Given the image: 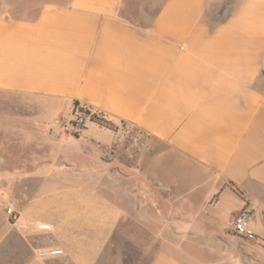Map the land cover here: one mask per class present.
Instances as JSON below:
<instances>
[{"label": "crops", "instance_id": "crops-1", "mask_svg": "<svg viewBox=\"0 0 264 264\" xmlns=\"http://www.w3.org/2000/svg\"><path fill=\"white\" fill-rule=\"evenodd\" d=\"M39 1L0 0L1 131L35 148L0 155V264H264V0ZM75 107L116 129L29 117Z\"/></svg>", "mask_w": 264, "mask_h": 264}, {"label": "built area", "instance_id": "built-area-1", "mask_svg": "<svg viewBox=\"0 0 264 264\" xmlns=\"http://www.w3.org/2000/svg\"><path fill=\"white\" fill-rule=\"evenodd\" d=\"M87 112V114H86ZM95 114L88 107H75L69 113L55 120L56 125L64 130L68 129H82L88 123H90V117ZM5 215L8 217L10 225L16 229L21 230L25 228V225L20 222V214L15 204L12 201H7L4 206ZM250 212L248 209H243L237 213L232 221V230L236 237L244 239L246 241H253L256 239V234L250 225ZM38 230H49L47 225L37 226ZM59 252H41L38 254L40 258H51L58 255Z\"/></svg>", "mask_w": 264, "mask_h": 264}, {"label": "rangeland", "instance_id": "rangeland-1", "mask_svg": "<svg viewBox=\"0 0 264 264\" xmlns=\"http://www.w3.org/2000/svg\"><path fill=\"white\" fill-rule=\"evenodd\" d=\"M39 3H40L39 0H33L34 7L37 6ZM0 96L1 98H3L8 102L10 101L18 102L19 100L23 99V97H20L13 93H6V92L0 93ZM9 108H10L9 105H0V123L3 124V123H9L10 121L13 122V120L17 119L15 118V116L17 117L21 116L20 112L14 110L11 111ZM10 113L12 115H10ZM62 116L63 115L60 113V111H55V110L52 112H45L43 114H41L40 111L35 110L31 115H29V117L33 118L34 120L41 118L42 120L48 122L53 121V119L55 118L58 119ZM123 126L125 125L123 124ZM25 128L28 129V125H26ZM15 138L16 136L13 133L11 134V133H6L5 131H1V126H0V155L3 156L8 161L7 165L11 168L25 167L26 165L25 162L27 160L26 158H28L27 153H32L35 150V148H33L31 145H28L26 143L11 141L12 139ZM250 216H251V212H250ZM251 224L254 229L259 227L260 222L258 216L253 215V218L252 219L250 218V225ZM238 239L241 242L246 241L244 239H240V238ZM246 242H255V240L246 241Z\"/></svg>", "mask_w": 264, "mask_h": 264}, {"label": "trees", "instance_id": "trees-1", "mask_svg": "<svg viewBox=\"0 0 264 264\" xmlns=\"http://www.w3.org/2000/svg\"><path fill=\"white\" fill-rule=\"evenodd\" d=\"M75 105H77V104H75ZM86 114H87V112H86ZM90 122H91V123H94V124H96V125H98V126L101 127V128L109 129V130H112V131H114V130L116 129L115 126H114L111 122H109V121L103 119V118H102L101 116H99V115H95V114H93V115L90 117ZM233 191H234L238 196L242 197V193H241L240 191H238V190L235 189V188H233Z\"/></svg>", "mask_w": 264, "mask_h": 264}]
</instances>
